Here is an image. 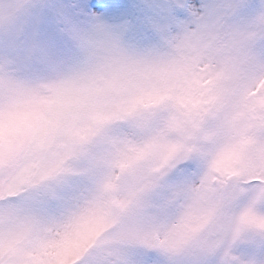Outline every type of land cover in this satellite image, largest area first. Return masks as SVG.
<instances>
[{
    "label": "clouds",
    "instance_id": "obj_1",
    "mask_svg": "<svg viewBox=\"0 0 264 264\" xmlns=\"http://www.w3.org/2000/svg\"><path fill=\"white\" fill-rule=\"evenodd\" d=\"M74 7L0 0V264H264V0L153 46Z\"/></svg>",
    "mask_w": 264,
    "mask_h": 264
},
{
    "label": "snow or ice",
    "instance_id": "obj_2",
    "mask_svg": "<svg viewBox=\"0 0 264 264\" xmlns=\"http://www.w3.org/2000/svg\"><path fill=\"white\" fill-rule=\"evenodd\" d=\"M203 0H176L168 5L163 16L158 10L146 9L141 12L132 11L126 0H79L73 8L76 19L82 21V12L105 13L116 16L121 34L127 41L139 46L161 45L173 33H178L191 22L190 9L200 8ZM123 13L124 15H121ZM45 38L59 48H65L67 39L59 31L54 18H50L43 26Z\"/></svg>",
    "mask_w": 264,
    "mask_h": 264
},
{
    "label": "rangeland",
    "instance_id": "obj_3",
    "mask_svg": "<svg viewBox=\"0 0 264 264\" xmlns=\"http://www.w3.org/2000/svg\"><path fill=\"white\" fill-rule=\"evenodd\" d=\"M74 6H76L77 3H79V0H72ZM127 4L129 5L130 10L141 12L146 9L150 10L149 6L155 5L158 0H126ZM78 15H83L84 19L82 20L83 23H89V22H100L105 24H110L113 26H118L116 21L119 19V17L116 16H107L105 13H96L94 10L90 13L88 12H80ZM121 15H124L121 13Z\"/></svg>",
    "mask_w": 264,
    "mask_h": 264
}]
</instances>
